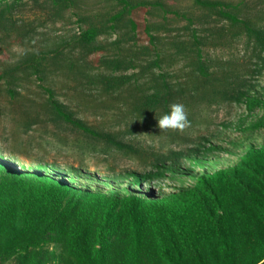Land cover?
Here are the masks:
<instances>
[{"label":"rangeland","instance_id":"obj_1","mask_svg":"<svg viewBox=\"0 0 264 264\" xmlns=\"http://www.w3.org/2000/svg\"><path fill=\"white\" fill-rule=\"evenodd\" d=\"M62 2L68 5L63 12L59 0H0V150L6 164L18 159L23 163L16 170L49 174L91 193L162 198L264 146V53L255 37L236 36L239 29L218 14L235 13L264 29V0ZM203 2L220 6L212 10ZM122 13L124 20H117ZM90 32L97 35L86 47L82 40ZM116 59L136 67L107 69ZM198 61L207 76L195 72ZM110 76L133 79L114 93L107 91ZM166 84L174 94L170 104L187 109L191 127L183 133L159 131L163 110L150 118L132 113L153 87ZM51 102L125 148L106 150L104 139L50 122L45 109ZM38 117L40 124L25 133L24 123ZM157 164L174 172L155 184L132 177Z\"/></svg>","mask_w":264,"mask_h":264},{"label":"trees","instance_id":"obj_2","mask_svg":"<svg viewBox=\"0 0 264 264\" xmlns=\"http://www.w3.org/2000/svg\"><path fill=\"white\" fill-rule=\"evenodd\" d=\"M62 1L57 3L61 12L68 6ZM17 3L5 11L11 12ZM203 4L212 10L220 6ZM218 14L239 29L236 36L255 37L259 54L264 53V29L235 13ZM124 18L122 13L117 20ZM151 31L148 27L154 39ZM96 35L86 34L83 45L90 46ZM111 66L114 72L136 67L133 61L120 59L107 62V69ZM37 72L44 73L45 68ZM195 72L208 73L200 61ZM132 79L110 76L107 91L115 93ZM171 88L153 87L132 113L150 118L158 110H163L161 115L169 112ZM48 104L50 122L104 139L106 150L125 148L116 137L74 118L64 104ZM32 120L24 123L25 133L40 124V117ZM6 160L0 150V264H264V146L248 151L237 165L203 175L191 187L162 198L82 191L49 174L16 170L23 162ZM170 172L174 169L157 164L149 173L132 177L139 184H155Z\"/></svg>","mask_w":264,"mask_h":264},{"label":"clouds","instance_id":"obj_3","mask_svg":"<svg viewBox=\"0 0 264 264\" xmlns=\"http://www.w3.org/2000/svg\"><path fill=\"white\" fill-rule=\"evenodd\" d=\"M156 127L160 132L173 131L183 133L191 127L188 119V112L184 104L172 103L169 105V112L159 116Z\"/></svg>","mask_w":264,"mask_h":264}]
</instances>
